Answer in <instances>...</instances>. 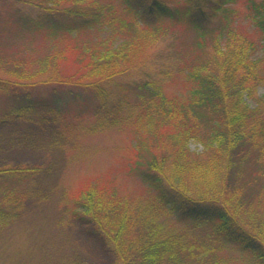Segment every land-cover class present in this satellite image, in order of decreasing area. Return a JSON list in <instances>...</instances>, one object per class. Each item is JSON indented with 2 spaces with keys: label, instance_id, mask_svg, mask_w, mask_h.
<instances>
[{
  "label": "trees",
  "instance_id": "trees-1",
  "mask_svg": "<svg viewBox=\"0 0 264 264\" xmlns=\"http://www.w3.org/2000/svg\"><path fill=\"white\" fill-rule=\"evenodd\" d=\"M239 9L254 31L233 24ZM0 13V96L13 100L0 119L62 118L59 101L33 94L49 86L94 96L86 135L128 128L136 136L141 188L132 197L94 183L76 195L113 264H264V106L246 102L262 83L261 58L251 55L264 54V0H0ZM182 24L192 33L179 66L188 91L169 97L132 84L133 99L116 95L119 79ZM26 32H42V41L58 34L36 70L4 39ZM67 55L74 63L64 72ZM41 169L0 166V226L34 195Z\"/></svg>",
  "mask_w": 264,
  "mask_h": 264
},
{
  "label": "rangeland",
  "instance_id": "rangeland-1",
  "mask_svg": "<svg viewBox=\"0 0 264 264\" xmlns=\"http://www.w3.org/2000/svg\"><path fill=\"white\" fill-rule=\"evenodd\" d=\"M17 5L22 12L36 13L34 8ZM65 5L70 6V3ZM247 13L251 14L248 9ZM238 17L241 20L235 19L233 23L236 27L254 31L246 12L239 9ZM185 25L170 27L165 38L143 57L146 61L113 86L116 95L130 94L133 99L132 91H126L132 84H144L148 90L169 97H181L188 91L191 83L187 82L184 89V78L179 73V66L186 64L181 47L188 44L186 49H190L192 46L187 39L192 33ZM57 38L58 34H53L42 41V32L4 37L13 42L15 50L19 49L16 56L30 61L26 62L29 70H36L33 67L38 65L35 60L52 51ZM86 38L81 35L79 39L84 41ZM247 54L251 55V52L247 51ZM66 57L64 66H60L64 72L74 63L71 55ZM257 58H261L262 83L255 87L254 99L246 100L252 107L257 99L264 106V54L261 48L251 55L252 60ZM133 90H136L135 86ZM33 94L46 101H49L46 98L59 101L65 111L57 121L49 118L33 123L0 119V166L35 164L43 168L36 179L34 195L26 201L17 218L0 226V264H113V252L93 232L88 217L75 207L81 204L76 195L94 183L107 193L117 190L132 197L141 188L134 176L135 163L140 160L135 152L136 136L128 128L86 135L85 127L92 124L90 110L97 103L90 93L74 90L69 94L67 90L39 85ZM12 101H9L10 105ZM9 102L0 96V108L8 106ZM189 148L196 153L202 151L201 144L194 141L190 142Z\"/></svg>",
  "mask_w": 264,
  "mask_h": 264
},
{
  "label": "snow or ice",
  "instance_id": "snow-or-ice-1",
  "mask_svg": "<svg viewBox=\"0 0 264 264\" xmlns=\"http://www.w3.org/2000/svg\"><path fill=\"white\" fill-rule=\"evenodd\" d=\"M176 14H179L178 12Z\"/></svg>",
  "mask_w": 264,
  "mask_h": 264
}]
</instances>
